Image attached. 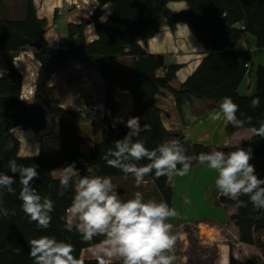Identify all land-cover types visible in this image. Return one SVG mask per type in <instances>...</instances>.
<instances>
[{"label":"trees","instance_id":"obj_1","mask_svg":"<svg viewBox=\"0 0 264 264\" xmlns=\"http://www.w3.org/2000/svg\"><path fill=\"white\" fill-rule=\"evenodd\" d=\"M99 6L110 3L111 14L100 21L102 11L96 7L88 22L67 23L64 48L45 46L41 49L31 47L30 42L38 40L42 35L46 20L38 18L33 0H25V14L21 19L0 16V51H9L16 55L25 47H31L39 62L36 73L33 102L22 106L18 104L23 76L13 63L6 60L7 73L0 76V171L8 172V161L16 160L18 164L38 165L40 176L33 186L41 196H49L54 202L49 228L38 229L35 222L21 209L18 198L20 184L13 185L15 194L5 191L3 207L9 210L8 216H0V264H33L29 256V241L41 235L54 236L57 240L71 243L80 259L82 248L100 243L104 237L95 236L91 241L82 240L73 229L65 228L66 209L70 206L74 188L69 187L63 196L57 195L59 180L50 172L58 167L75 162L81 175L87 176H125L119 169L109 167L103 159L106 151L113 146V141L122 139L128 128L120 123L113 127L107 125L100 132V139L93 144L88 153L80 151V145L90 141L89 138L77 134L76 123L81 119L73 109L62 108L52 97L47 83L51 75L65 67L69 61L76 59L94 66L106 80L105 93L111 94L114 86L127 89L132 97L133 109L131 117H140L141 124L151 126V131L142 132L138 139L144 141L150 150L164 143L167 136L177 139L178 133H169L160 119V108L156 105L155 95L169 92L179 110L181 104L191 97L210 99L217 107L221 98L229 96L240 107L239 119L251 117V123L245 122L242 127L258 128L264 121V64L255 67V90L251 95H240L237 87L243 76L248 73L251 63L249 49H235L239 35L250 33L255 38V46L264 48V0H96ZM171 1H185L188 9L176 12L167 23L185 22L197 40L210 49L197 67L186 77L178 88L170 85L174 77V69L167 65L162 54L146 53L140 42H145L157 32L161 10ZM88 23L97 35L96 39L87 41L85 29ZM129 56L131 73L126 78L117 77V59ZM248 64V67L245 65ZM158 68L164 70L157 76ZM40 96L50 99L48 108ZM260 97V107H250L251 100ZM115 112L117 107H112ZM240 113H244L241 116ZM58 121L59 148L56 151L41 152L35 156H18V140L10 133V129L19 126L23 129L40 130L46 119ZM6 126V130H5ZM186 154L192 157V165L198 163L196 157L201 152H210L208 145L192 142L183 138ZM239 147L252 150L251 164L264 159V139L255 133L250 139L236 146L217 147L225 153L235 151ZM92 166L88 170L86 163ZM148 161H140L145 164ZM131 176V175H128ZM153 186L170 206L171 186L167 177L154 179V174L147 176ZM51 185V187H49ZM246 206H239L234 200L236 212L229 219L237 226L238 239L246 244L254 243L253 231L264 227V209L254 217V207L247 196L239 197ZM264 251V238L258 241ZM83 264H98V259H80ZM110 264H121L120 260Z\"/></svg>","mask_w":264,"mask_h":264},{"label":"clouds","instance_id":"obj_2","mask_svg":"<svg viewBox=\"0 0 264 264\" xmlns=\"http://www.w3.org/2000/svg\"><path fill=\"white\" fill-rule=\"evenodd\" d=\"M105 19L101 17V20ZM260 102L257 96L251 100L250 107L258 108ZM239 111V105L225 96L218 102V110L209 114V119L213 122L223 120L234 127L251 123V117L239 119ZM126 127V135L113 141V146L103 156L109 167L119 169L125 176H133L136 187L152 174L154 179L167 177L169 181L174 175L188 174L192 157L186 154L187 150L179 140L161 143L150 150L138 139L142 132L151 131L150 125L141 124L140 117H129ZM252 131L264 139V121ZM251 159V148L242 147L228 153L220 150L201 152L196 157L199 164L217 173L215 187L224 197L238 200L239 206L244 207L246 204L239 197L247 196L254 208L264 209V178L257 175ZM143 160L148 162L140 164ZM37 169L36 164L26 166L13 159L8 161V172L0 171V216L9 215V210L3 207V195L5 191L15 194L13 185L18 180L22 211L38 229H47L54 202L49 196H41L33 186L40 176ZM50 174L59 180L57 195L63 196L70 186L74 188L72 202L64 217L66 230L75 229L84 241H91L97 235L104 237L94 252L98 264H110L114 257L119 258L121 264H175L177 257L172 252L178 237L173 234L169 221L177 216V212L167 202L145 200L140 191L134 193V198L122 200L110 176L81 175L75 162ZM74 252L71 243L54 236L41 235L29 241L33 264H83Z\"/></svg>","mask_w":264,"mask_h":264},{"label":"crops","instance_id":"obj_3","mask_svg":"<svg viewBox=\"0 0 264 264\" xmlns=\"http://www.w3.org/2000/svg\"><path fill=\"white\" fill-rule=\"evenodd\" d=\"M171 2L175 4L170 5V2H168L166 6L174 12L188 9V5L182 1ZM68 3H74L76 6L71 10L69 8L66 9L65 5ZM33 4L36 16L46 20L42 35L47 41V46L55 49L65 47L67 23L88 22L96 7H100L102 10L101 17L107 18L112 12L110 3L99 6L96 0H33ZM62 9L65 11L59 14V16L63 15V21L61 23L63 24V28L57 29L56 20L59 18L58 11H62ZM101 17L100 21H104L101 20ZM183 25H186V23L178 21L170 26L167 23V19L161 18L157 32L145 42H140V45L146 53L165 54L166 56L174 58V63L179 64V68L174 70V77L170 81V85L174 88L180 86L186 77L197 67L201 59L210 51V49L205 48L197 40L191 31L189 35V29ZM96 37L97 35L92 30V24L88 23L85 29L86 40L91 41L96 39ZM234 48L249 49L251 52V63L248 67V73L243 76L237 87L238 94L251 95L255 90V68L252 66L264 64V48L255 46V38L250 33L239 35ZM1 52L6 53L9 51ZM14 59L15 62L13 63H17L16 60H19L20 57L17 56ZM123 61H129L131 65L129 56L118 57L117 73H119L120 64ZM163 72L164 70L162 68H158L155 74L161 76ZM6 73L7 65H4L0 61V76ZM29 80L30 82L23 78L21 85L20 98L25 102L30 99L35 88L34 74L31 75ZM47 85L58 105L67 109H79L83 103V98L102 99L107 95L105 93L106 80L100 75L97 69L94 66L87 65L76 59L69 61L65 67L54 72ZM109 95L113 97L114 106L117 107L116 123L126 126V121L131 117L133 109L130 92L125 88L114 86ZM154 100L160 108L161 122L169 133H178L186 140L208 145L211 151H215L217 147L239 145L250 139L254 134L252 128L249 127H234L223 120L211 121L209 114L214 110H218V107L210 99L191 97L189 100L183 101L179 110L175 107L172 95L167 91L155 95ZM79 121L76 123V130ZM49 126L52 132L51 137H47L44 134L45 132H43L42 127L40 130H37L40 131L39 135L43 134L40 140L38 138L39 141L32 139L34 137V130L23 129L19 126L12 127L10 133L19 142L17 155L35 156L41 152L58 150V121L55 119ZM94 128L100 130L99 126ZM54 130L57 133L55 138L53 137ZM98 132L99 137L96 141L89 138L90 141L80 145V151L82 153L86 154L87 149H92L93 144L100 139L101 130ZM77 134L81 136L78 130ZM81 137L85 136L82 135ZM170 140H173L172 137L167 136L164 142ZM85 163L87 169L89 171L92 170V166L87 162ZM60 168L63 167L58 166L53 170ZM110 177L116 188L122 189L120 196L127 195L122 184L135 188L134 193L140 191L143 196L151 195L153 197L158 193L152 181L147 176L145 177V183L140 187H136L133 176ZM216 177L217 173L214 170H210L206 165L199 163L193 164L187 175L182 177L174 175L172 177L170 180V207L174 208L177 212V216L171 218L169 221L173 226L172 230L187 225H200L201 227L204 225L206 228H222L228 225L234 228L236 227L233 221L229 219V216L236 212V205L233 203L235 199L224 197L219 192L215 187ZM128 199H131V197L128 196L126 200ZM238 243L240 245H246V243L240 241ZM98 244L100 243L91 244L82 248L79 254L80 259L97 258L94 252ZM226 253V250H222L221 252L224 260ZM117 259L119 258L114 257L110 262Z\"/></svg>","mask_w":264,"mask_h":264},{"label":"rangeland","instance_id":"obj_4","mask_svg":"<svg viewBox=\"0 0 264 264\" xmlns=\"http://www.w3.org/2000/svg\"><path fill=\"white\" fill-rule=\"evenodd\" d=\"M186 3L185 1H182ZM173 4L170 2V5ZM175 4V3H174ZM173 4V5H174ZM187 4V3H186ZM188 5V4H187ZM76 5L74 3H68L65 5V8L69 10L73 9ZM61 10V9H60ZM58 11L59 14H62V11ZM67 11V10H66ZM102 11V10H101ZM25 14V0H0V16L11 18V19H21ZM63 15L59 16L56 20L57 29L63 28ZM60 23V24H59ZM59 24V25H58ZM87 32V31H86ZM89 35V33H87ZM164 56V61L168 63L167 65H171L174 63V58L170 56ZM20 57L19 60H16L15 57ZM6 60H9L13 63L15 68L21 72L23 78L30 82L31 75L34 74V79H36V73L39 66V62L34 55V50L31 47H25L23 50L19 51L16 55L11 52L3 53L0 51V61L6 65ZM118 64V62H117ZM253 68L256 65L252 66ZM131 71V65L129 61H123L120 64L119 73H117L118 78H126L128 77ZM21 93V91H20ZM33 93L30 96L28 101L22 102L26 104H31L34 100ZM20 97V95H19ZM80 97V96H79ZM81 98V97H80ZM83 103L81 107L85 104L91 102L90 99L83 98ZM55 119L49 118L44 122V126L42 128L44 134L47 137H51L52 132L49 124L54 122ZM95 122V121H94ZM97 123L91 124L90 122H85L80 120L79 124H77L78 133L86 138H91L93 141H96L99 137V129H93ZM40 131H34V137L32 139L39 140L42 138V135H39ZM42 132V133H43ZM56 131L54 130L53 137H56ZM38 140V141H39ZM89 149H87L88 153ZM256 169V173L260 178H264V159L258 160L253 164ZM124 189L126 190L127 195L121 196V199H127L128 196L134 198L135 188H131L126 186V184H122ZM144 199H155L156 201H162L161 196L157 193L156 196L153 197L151 195L144 196ZM260 215L259 209L254 208V217H258ZM232 221V220H231ZM236 226V225H235ZM237 228V226L235 227ZM233 226H225L222 228H209L203 225V227L199 226H181L179 228L173 229V234L177 235V243L173 249L172 254L177 257L175 264H264V251L258 245V241H261L264 238V227L253 231L254 243L240 245L238 239V230ZM237 230V232H236ZM222 250H226L225 260L221 256Z\"/></svg>","mask_w":264,"mask_h":264},{"label":"built area","instance_id":"obj_5","mask_svg":"<svg viewBox=\"0 0 264 264\" xmlns=\"http://www.w3.org/2000/svg\"><path fill=\"white\" fill-rule=\"evenodd\" d=\"M248 67V64L245 65ZM79 116L80 120L85 122H90L91 124L97 123L95 125L100 127L102 130L107 125L114 126L116 123V111L114 112L112 108L106 106L104 99L91 98V102L84 104L79 109H75ZM95 121V122H94Z\"/></svg>","mask_w":264,"mask_h":264},{"label":"water","instance_id":"obj_6","mask_svg":"<svg viewBox=\"0 0 264 264\" xmlns=\"http://www.w3.org/2000/svg\"><path fill=\"white\" fill-rule=\"evenodd\" d=\"M176 14V12L172 11L171 9H169L167 6H165L164 8H162L161 10V18H164V19H168V18H172L174 15ZM31 47H34L36 49H41L45 46H47V41L46 39L43 37V35H40L38 40L36 41H33V42H30L29 44ZM172 68L174 70L178 69L179 68V64L177 63H173L171 64ZM41 98V101L46 105V107H50L51 106V103H50V99L49 98H46L44 96H40ZM104 99V102L106 104L107 107L109 108H112L114 107V102H113V97L111 95H106L103 97ZM20 97L18 98V104L19 106H22V102L20 101ZM5 130H6V126H5ZM176 140H179L181 143L183 141V137L182 136H179ZM117 189V192L119 194L122 193V189L121 188H116Z\"/></svg>","mask_w":264,"mask_h":264}]
</instances>
